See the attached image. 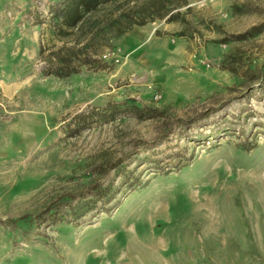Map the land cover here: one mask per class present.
<instances>
[{
    "label": "rangeland",
    "instance_id": "374dc122",
    "mask_svg": "<svg viewBox=\"0 0 264 264\" xmlns=\"http://www.w3.org/2000/svg\"><path fill=\"white\" fill-rule=\"evenodd\" d=\"M52 1L0 0V264H264V27L212 41L264 26V0H190L192 37L134 26L94 43L106 68L64 78L42 72L73 44L52 33ZM124 101L204 117L166 137L161 117L125 112L73 132Z\"/></svg>",
    "mask_w": 264,
    "mask_h": 264
},
{
    "label": "trees",
    "instance_id": "16d2710c",
    "mask_svg": "<svg viewBox=\"0 0 264 264\" xmlns=\"http://www.w3.org/2000/svg\"><path fill=\"white\" fill-rule=\"evenodd\" d=\"M190 0H125L118 3L117 0H53L49 5L50 22L52 33L64 40L72 38V45H62L56 50L50 52L48 64L42 70L44 75H53L55 77H68L80 71L82 66L97 71L106 68V63L95 56L96 49L93 45L96 41L107 44L110 38L122 36L134 26H143L155 20H164L165 22L179 21L185 24L184 28L178 32V36L192 37L193 32L190 28V22L186 17L189 10ZM112 4L110 8L106 5ZM184 8L186 12L181 9ZM240 9V8H238ZM263 24L253 25L243 32L228 34L219 40H212L218 43L230 41L245 40L253 37L263 30ZM221 67L234 71L232 64L223 60ZM255 75L261 79L264 76V63L257 69ZM125 112L133 117L144 120L161 117L163 119L161 137H166L174 132L178 127L185 128L204 113L189 117L170 118L163 110L149 105H138L134 102H109L104 107L92 110L90 113H79L73 118L74 131H78L88 125L90 122L101 118H114V116ZM72 132V131H71ZM111 166H116L112 163ZM88 195H92V206L95 202L101 201L102 204L108 201L105 198L107 192H102L99 184H91ZM68 197L60 198V204L70 201ZM90 201L81 205L84 210L71 215L79 218L90 209ZM57 206L54 203L46 206L37 216L46 217L57 212ZM60 216L59 219H65ZM56 219V218H54Z\"/></svg>",
    "mask_w": 264,
    "mask_h": 264
},
{
    "label": "built area",
    "instance_id": "2783aa9c",
    "mask_svg": "<svg viewBox=\"0 0 264 264\" xmlns=\"http://www.w3.org/2000/svg\"><path fill=\"white\" fill-rule=\"evenodd\" d=\"M110 55H112L111 53H106V54H104L103 55V57H107V56H110ZM116 61H117V59H115ZM160 97V94L157 92V91H155L154 92V98H159Z\"/></svg>",
    "mask_w": 264,
    "mask_h": 264
},
{
    "label": "crops",
    "instance_id": "0c3cea01",
    "mask_svg": "<svg viewBox=\"0 0 264 264\" xmlns=\"http://www.w3.org/2000/svg\"><path fill=\"white\" fill-rule=\"evenodd\" d=\"M129 37V36H128ZM125 39H127V38H125ZM129 41H130V39H129Z\"/></svg>",
    "mask_w": 264,
    "mask_h": 264
}]
</instances>
